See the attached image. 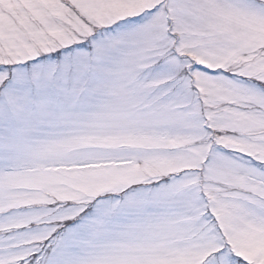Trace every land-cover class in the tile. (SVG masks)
Wrapping results in <instances>:
<instances>
[{
	"label": "snow or ice",
	"instance_id": "obj_1",
	"mask_svg": "<svg viewBox=\"0 0 264 264\" xmlns=\"http://www.w3.org/2000/svg\"><path fill=\"white\" fill-rule=\"evenodd\" d=\"M0 264H264V0H0Z\"/></svg>",
	"mask_w": 264,
	"mask_h": 264
}]
</instances>
